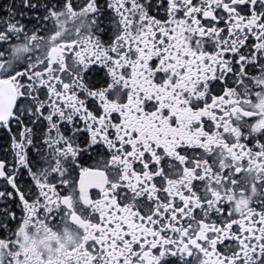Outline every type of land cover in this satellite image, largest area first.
Wrapping results in <instances>:
<instances>
[{"label": "snow or ice", "instance_id": "snow-or-ice-1", "mask_svg": "<svg viewBox=\"0 0 264 264\" xmlns=\"http://www.w3.org/2000/svg\"><path fill=\"white\" fill-rule=\"evenodd\" d=\"M0 264H264V0H0Z\"/></svg>", "mask_w": 264, "mask_h": 264}]
</instances>
